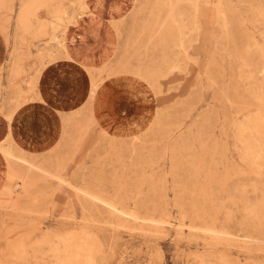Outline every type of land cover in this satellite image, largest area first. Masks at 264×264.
<instances>
[{"label": "rangeland", "instance_id": "374dc122", "mask_svg": "<svg viewBox=\"0 0 264 264\" xmlns=\"http://www.w3.org/2000/svg\"><path fill=\"white\" fill-rule=\"evenodd\" d=\"M263 20L264 0H0V264H264Z\"/></svg>", "mask_w": 264, "mask_h": 264}, {"label": "bare ground", "instance_id": "6f19581e", "mask_svg": "<svg viewBox=\"0 0 264 264\" xmlns=\"http://www.w3.org/2000/svg\"><path fill=\"white\" fill-rule=\"evenodd\" d=\"M224 7V6H223ZM222 7V8H223ZM226 11V10H225ZM228 12V11H227ZM226 12V13H227ZM230 14V13H229ZM224 15V14H223ZM172 16V15H171ZM230 16H232V15H230ZM173 17V16H172ZM223 19H225V21H226V26L229 24V22L230 21H228V19H230L229 17H228V19L227 18H223ZM95 22H96V20H95ZM94 22V23H95ZM263 22H264V20H263ZM231 24V23H230ZM99 25H100V23H99ZM229 26V25H228ZM227 26V27H228ZM232 27V26H231ZM234 28V27H233ZM233 28H232V30H233ZM237 29V28H236ZM226 30V29H225ZM231 30V28L229 29V31ZM235 30V29H234ZM89 31H90V29H89ZM234 32V31H233ZM228 33V32H227ZM171 34V33H170ZM231 35V34H230ZM174 35H172V37H173ZM228 36V35H227ZM233 36V35H232ZM231 38V37H230ZM173 39V38H172ZM172 39H170V40H172ZM174 40H176L177 42H175V45L176 46H181V38L180 37H178V35L176 36V38H174ZM229 44H231V43H229ZM252 45H254V43L252 44ZM253 48V47H252ZM256 49V48H255ZM235 50V49H234ZM253 50V49H252ZM233 51V50H232ZM232 54V53H231ZM249 55H251V53L249 54ZM257 57V56H256ZM85 59V58H84ZM262 59V58H261ZM259 60V59H258ZM90 62V61H89ZM259 62V61H258ZM230 63V62H229ZM260 63V62H259ZM258 63V64H259ZM261 63H263V62H261ZM89 64V63H88ZM91 64V63H90ZM257 66V65H256ZM105 68V67H104ZM249 68H250V66H249ZM249 70V69H248ZM99 71V70H98ZM243 72V71H242ZM70 75V74H69ZM239 75V74H238ZM243 75V74H242ZM253 75V74H252ZM241 77H243V76H241ZM253 77H254V75H253ZM252 78V77H251ZM250 79V78H249ZM72 80V79H71ZM97 80H98V78H97ZM231 80V79H230ZM243 81V80H242ZM251 81V80H250ZM257 82V81H256ZM264 82V81H263ZM230 84V83H229ZM261 84V83H260ZM78 86V85H77ZM237 86V85H236ZM235 87V86H234ZM238 88V87H237ZM258 88V87H257ZM262 91V90H261ZM243 92V91H242ZM248 93V92H247ZM233 94H235V92L233 93ZM248 94H251V93H248ZM234 96V95H233ZM243 96V95H242ZM237 97V96H236ZM235 97V98H236ZM243 99H244V97H243ZM261 99V98H260ZM259 99V100H260ZM226 100V99H225ZM249 101V100H248ZM251 101V100H250ZM248 106V105H247ZM247 108V107H246ZM249 108V107H248ZM246 110V109H245ZM112 143V142H111ZM115 144V143H114ZM216 148V147H215ZM231 163V162H230ZM210 172V171H209ZM25 182V181H24ZM24 184V183H23ZM24 186V185H23ZM7 188V187H6ZM8 192V191H7ZM6 192V193H7ZM82 193V195H86L87 197H88V199H89V201H92V202H98V204L100 203V206H102L103 207V209H107V210H109L110 211V216H111V218L113 219V218H116V217H119V218H122L123 220H127V219H132L133 221H134V223L136 222V220H137V216L135 217V215L133 214V212H128L127 211V208L125 209L124 208V206H118V205H115V204H111V203H107V202H105V201H103V200H101L100 198L98 199L96 196H93L92 194H90V193H87V192H85V191H82L81 192ZM87 199V198H86ZM121 200V199H120ZM114 203H116L115 201H113ZM119 202V201H118ZM129 210V209H128ZM134 211V210H133ZM136 214V213H135ZM207 217V216H206ZM110 220V219H109ZM98 222H100V221H98ZM132 222V221H131ZM141 222V221H140ZM143 222V221H142ZM146 222H148V221H146ZM162 222H164V221H162ZM144 223V222H143ZM138 224V223H137ZM144 224H146V223H144ZM179 224V223H178ZM169 226H171V225H169ZM181 226L179 225L177 228V230H180L179 228H180ZM191 227H193V226H191ZM213 228V227H212ZM142 230V229H141ZM205 230V229H204ZM192 231V230H191ZM206 231V230H205ZM204 231V233H206ZM177 232V234H178V232H181V231H176ZM208 232V231H207ZM142 233V232H141ZM210 233H213V232H210ZM216 233V232H215ZM216 235V234H215ZM211 241V240H210ZM241 242H243V241H241ZM71 252V251H70ZM89 262V261H88Z\"/></svg>", "mask_w": 264, "mask_h": 264}, {"label": "crops", "instance_id": "0c3cea01", "mask_svg": "<svg viewBox=\"0 0 264 264\" xmlns=\"http://www.w3.org/2000/svg\"><path fill=\"white\" fill-rule=\"evenodd\" d=\"M115 34V31H113ZM7 60V58H6ZM4 60V54L2 53V50L0 49V70L3 67V62L6 61ZM137 100H134V106L136 107ZM9 133V125L6 119L4 118L3 115L0 114V142L5 140Z\"/></svg>", "mask_w": 264, "mask_h": 264}]
</instances>
